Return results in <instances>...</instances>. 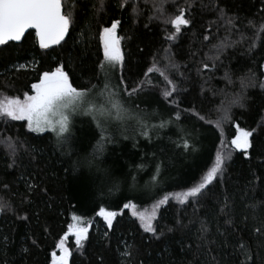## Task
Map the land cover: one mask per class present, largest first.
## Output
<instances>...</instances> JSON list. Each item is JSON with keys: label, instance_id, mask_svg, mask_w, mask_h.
<instances>
[{"label": "trees", "instance_id": "1", "mask_svg": "<svg viewBox=\"0 0 264 264\" xmlns=\"http://www.w3.org/2000/svg\"><path fill=\"white\" fill-rule=\"evenodd\" d=\"M65 2L74 19L67 43L40 49L31 31L20 44L0 46V96L33 94L31 85L58 63L73 86L100 92L99 34L119 20L124 61L111 84L142 86L123 99L147 135L116 127L97 152L93 118H80L57 143L54 134L0 117V264H51L74 215L89 232L82 246L71 235L65 240L68 264H264V0H127L123 7V0H103V8L100 0ZM181 9L190 24L169 40L175 29L165 21ZM154 61L158 71L146 76ZM169 79L176 91L165 98ZM238 96L242 106L232 103ZM225 109L229 119L218 129ZM163 124L172 127L164 131ZM237 126L253 132L247 154L233 148L202 196L169 200L158 211L156 233L144 232L124 205L143 210L198 184ZM185 144L199 155L185 157ZM100 207L117 213L112 229L97 215Z\"/></svg>", "mask_w": 264, "mask_h": 264}, {"label": "snow or ice", "instance_id": "2", "mask_svg": "<svg viewBox=\"0 0 264 264\" xmlns=\"http://www.w3.org/2000/svg\"><path fill=\"white\" fill-rule=\"evenodd\" d=\"M127 0H123L121 7ZM101 8H103V0H100ZM135 10V9H134ZM165 23H170L175 32L168 36L167 39L174 40L176 34L180 33L182 26L187 27L190 21L185 17L184 10L181 9L178 15L169 17ZM231 23V21H229ZM74 24L73 8L69 7L65 0H0V45H8L9 42H21L25 38V34L31 29L35 31L36 41L40 49H50L53 46H61L62 42L67 43L66 37L70 35V29ZM120 24L119 20H114L110 27H105L99 34L100 41L103 46V60L97 65V71L103 76V90L99 92L100 97L105 98L102 106H97L90 97V90H82L73 86L70 74L66 71V65L58 63L54 70L43 71L36 83L31 85L34 94L25 93L23 99L19 97L0 96V117L9 118L12 121H26V127L29 132L45 133L51 132L55 135L57 143H62L65 134L69 132L71 117L78 111L87 115H92L97 121L100 129V140L97 143L96 151L104 150V142L106 140L105 133L107 128L106 122L115 117L118 120L125 118L137 119L143 128L147 125L143 124L139 116H133L125 107L123 99L125 94L131 95L138 93L141 88H133L130 91L127 88H119L118 85L111 84V74L113 69L118 65H122L124 57L120 48V38L116 35V30ZM259 32H264V24L258 28ZM207 67V65H205ZM158 71L156 63L147 69L145 75ZM121 83H124L121 80ZM167 87L163 91L165 98L172 95L176 91L175 83L169 79ZM242 88H246L247 84L241 82ZM264 88V84L260 85ZM95 87V86H93ZM242 96L235 98L232 103L240 104ZM179 114H177V119ZM201 119H204L201 117ZM229 119L228 110L225 109L222 117L215 121V126L221 129L222 122ZM211 122V121H209ZM163 126V125H161ZM147 135V132L143 133ZM253 136L251 130H244L239 126L236 127V134L231 140V145L243 153L247 154L249 148L252 147L250 137ZM187 147V144H185ZM231 158V153L226 155L217 152L214 165L207 171L203 179L187 191L165 194L154 208H158L175 198L180 204L189 202V199H197L204 194L208 186L213 184L218 174L224 170L226 159ZM6 205L0 204V211H3ZM125 208L129 205L125 204ZM135 205L132 208L135 209ZM227 207V205H225ZM103 218L109 229L113 228V221L117 216L114 211H107L106 208L100 207L97 213ZM141 223L144 232L155 234L157 231L153 221L156 217L155 210L150 215L144 213L132 212ZM75 223H69L67 232L60 238L56 244L60 255L52 252L51 264H68L70 256L69 249L65 246V240L69 235L75 238L77 246H82V241L88 238L89 226L82 223L83 217L73 216ZM264 225V221H261ZM201 231L206 232L207 229L203 225ZM256 233L261 232V228L255 229ZM264 244V241L261 242ZM239 247L246 250L247 243L239 242Z\"/></svg>", "mask_w": 264, "mask_h": 264}, {"label": "rangeland", "instance_id": "3", "mask_svg": "<svg viewBox=\"0 0 264 264\" xmlns=\"http://www.w3.org/2000/svg\"><path fill=\"white\" fill-rule=\"evenodd\" d=\"M120 48H121V40H120ZM122 65H118V67L120 68ZM111 82V81H110ZM34 94V93H33ZM90 97H91V99H92V101L93 102H95L96 103V105L99 107V106H102L104 103H105V98L104 97H100V95H99V92L97 93V92H91L90 93ZM126 107V106H125ZM82 117H85V118H88V117H90V119H92L93 118V116L92 115H87V114H84L83 112H81V111H78L77 113H75V114H73L72 115V117H71V123H70V126H69V132L68 133H66L65 134V136H67V135H69L71 132H72V130H73V128H74V126L75 125H77L79 122H78V120H80V118H82ZM133 118H125V119H122V120H118V119H116L115 117H113V119H111L110 121H108V122H106V124H105V126H106V128H107V132L105 133V136H106V140L105 141H108L109 142V139H108V136H110V135H112V132H115L116 131V127H119L120 129H123L121 132L124 134V135H129V134H133V133H137V134H140V135H143V136H146V135H144L143 133L146 131V129H147V127H146V129L145 128H143L142 126H141V124L139 123V122H135L134 120H132ZM93 120V119H92ZM94 121L96 122V125H97V121L94 119ZM26 122V121H25ZM78 122V123H77ZM27 123V122H26ZM144 124V123H143ZM132 125H136V127L135 128H133L132 127ZM164 125V124H163ZM170 126L171 125H164V126H160L161 127V129H163L164 131H166V130H168L169 128H170ZM172 127V126H171ZM152 128H154V127H152ZM113 130V131H112ZM117 130H119V129H117ZM173 130V129H172ZM132 132V133H131ZM179 131L178 130H176V133H178ZM45 133H51V132H45ZM116 133H117V131H116ZM37 134H43V133H37ZM51 134H53V133H51ZM250 139H251V137H250ZM167 142V139H166V137H165V139H163V143L162 144H165ZM105 144H107V143H105ZM104 144V149H105V147H107L106 145ZM189 147L190 146H187V147H185L184 148V153L186 154V156L185 157H197L198 155H199V153H200V151L197 149V147H194V149L193 150H190L189 149ZM233 146L231 145V141H230V143H225L222 147H221V149L219 150V152H221V153H224L225 155L227 154V153H231V155H232V153H233ZM235 149V148H234ZM105 151V150H104ZM108 152V150L105 152V153H107ZM190 152H192V153H190ZM161 156H163V151L161 152ZM229 159H226L225 160V163L228 161ZM100 162H101V159H100ZM215 163V162H214ZM214 165V164H213ZM176 168L178 169V168H180V165H177L176 166ZM158 173H161V171L160 170H158ZM219 175V174H218ZM217 175V176H218ZM158 179V178H157ZM157 179L156 180H154L155 182L157 181ZM154 182V183H155ZM191 199V198H190ZM169 200H172V201H175V202H178L175 198H171V199H169ZM167 203H165V204H163V205H160L158 208H154V206L156 205V204H154L153 206H151V207H149V208H146V209H143V210H139V209H137L136 207H135V209H133L132 208V204L131 205H129V207H128V209H129V211H130V213H131V215H132V212L133 211H136V212H138V213H144L145 215H150L154 210H155V212H156V217H155V219H154V221H153V223L155 222V220H156V218H157V215H158V211H159V209L160 208H162L163 206H165ZM133 216V215H132ZM117 217V216H116ZM116 217H115V219H116ZM133 217H135V216H133ZM102 218V217H101ZM136 218V217H135ZM103 219V218H102ZM114 219V220H115ZM137 219V218H136ZM139 221V220H138ZM140 222V221H139ZM141 224V223H140ZM75 239V238H74ZM83 242V241H82ZM61 253H60V251H59V253L57 254V256H59ZM69 259V258H68Z\"/></svg>", "mask_w": 264, "mask_h": 264}, {"label": "water", "instance_id": "4", "mask_svg": "<svg viewBox=\"0 0 264 264\" xmlns=\"http://www.w3.org/2000/svg\"><path fill=\"white\" fill-rule=\"evenodd\" d=\"M117 30H118V27H117ZM116 30V35L119 37V34H118V31ZM31 31H33V32H35L34 30H29L26 34H25V36L29 33V32H31ZM67 38V37H66ZM23 41V40H22ZM21 41V42H22ZM21 42H19V43H17V42H9V43H15V44H20ZM63 43V42H62ZM0 46H4V45H0ZM53 47H55V46H53ZM237 151H240V150H238V149H236Z\"/></svg>", "mask_w": 264, "mask_h": 264}]
</instances>
